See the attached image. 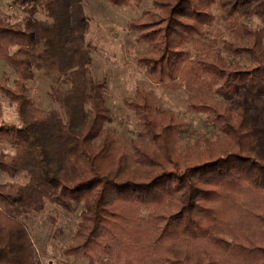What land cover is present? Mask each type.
Returning <instances> with one entry per match:
<instances>
[{"label": "trees", "instance_id": "16d2710c", "mask_svg": "<svg viewBox=\"0 0 264 264\" xmlns=\"http://www.w3.org/2000/svg\"><path fill=\"white\" fill-rule=\"evenodd\" d=\"M13 2L25 18L0 17V60L16 79L11 86L0 76V90L19 122L0 121V142L14 149L0 152V171L25 181L0 182V264H42L23 217L49 204H82L67 257L264 264V136L252 114L264 84V0H153L128 22L147 45L136 63L148 78L170 90L184 84L189 108L220 131L187 145L183 119L141 97L124 102L139 119V138L117 144L104 126L112 119L107 81L93 73L84 0ZM215 8L225 30L212 33ZM36 69L58 77L49 93L56 106L44 109L29 93Z\"/></svg>", "mask_w": 264, "mask_h": 264}, {"label": "rangeland", "instance_id": "374dc122", "mask_svg": "<svg viewBox=\"0 0 264 264\" xmlns=\"http://www.w3.org/2000/svg\"><path fill=\"white\" fill-rule=\"evenodd\" d=\"M152 1L143 0L140 5L131 3L127 6H115L108 0H84L86 13L90 17L88 41L93 48V73L97 78H105L107 81L105 98L112 119L104 126L112 131L117 144H129L131 139L139 138V119L124 102L127 98L141 97L151 102L155 108L173 111L183 119L185 127L180 134L181 145L192 144L203 135L215 138L219 135V129L206 113L195 112L189 108V94L184 84H180L176 90H170L149 79L136 63V57L146 51L147 45L137 40L136 33L128 27V22L139 17L145 8L152 5ZM215 12L217 20L209 28L212 33L219 29L225 30L217 8ZM0 17L12 22L23 21L25 13L13 0H0ZM37 17L46 19V14L41 11ZM248 22L257 25L254 19H249ZM222 53L226 54L227 51L223 50ZM235 58L239 59L238 56ZM0 76L9 85H14L16 75L13 69L1 60ZM57 79V76L45 70L36 69L34 78L28 81L29 93L37 99L40 107L48 109L56 106L49 93ZM60 87L66 90L70 85L62 84ZM214 95L223 100L234 97V94L227 93L214 92ZM252 114L253 124L263 131L264 136V84L253 96ZM1 120L19 122V115L14 103L0 90ZM13 151L9 144L0 142V152ZM5 181L24 182L25 178L11 177L0 171V182ZM111 197L110 192L108 200ZM81 210L82 204H75L73 209L49 204L44 212L23 217L32 231L37 255L42 264H97L86 258L67 257L63 252L64 246L75 233ZM52 218H56L55 223Z\"/></svg>", "mask_w": 264, "mask_h": 264}]
</instances>
